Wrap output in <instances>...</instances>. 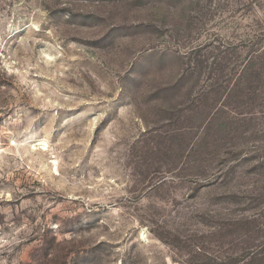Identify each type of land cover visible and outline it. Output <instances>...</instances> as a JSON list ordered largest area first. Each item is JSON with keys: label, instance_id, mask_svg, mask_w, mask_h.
Returning <instances> with one entry per match:
<instances>
[{"label": "rangeland", "instance_id": "obj_1", "mask_svg": "<svg viewBox=\"0 0 264 264\" xmlns=\"http://www.w3.org/2000/svg\"><path fill=\"white\" fill-rule=\"evenodd\" d=\"M0 264H264V0H0Z\"/></svg>", "mask_w": 264, "mask_h": 264}]
</instances>
